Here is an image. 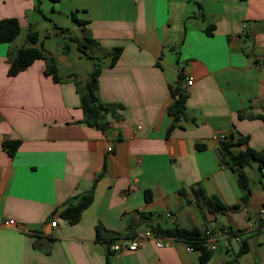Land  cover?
I'll use <instances>...</instances> for the list:
<instances>
[{
	"label": "crops",
	"instance_id": "1",
	"mask_svg": "<svg viewBox=\"0 0 264 264\" xmlns=\"http://www.w3.org/2000/svg\"><path fill=\"white\" fill-rule=\"evenodd\" d=\"M7 18L23 34L0 44V264H200L198 251L165 236L161 248L147 240L133 252L108 251L151 226L228 227L247 251L235 258L240 243L219 239L206 264H264V174L254 162L244 169L250 197L233 209L242 191L217 154L219 135L246 139L234 151H264V0H0V21ZM28 30L43 59L8 76L9 54ZM86 38L94 43L82 56L102 64L86 75L62 72L68 44ZM96 65L98 101L119 106L105 132L82 122L79 92ZM177 87L185 118L168 133ZM4 141L18 142L12 157ZM199 189L228 210L195 202ZM89 194L78 222L61 217Z\"/></svg>",
	"mask_w": 264,
	"mask_h": 264
},
{
	"label": "trees",
	"instance_id": "2",
	"mask_svg": "<svg viewBox=\"0 0 264 264\" xmlns=\"http://www.w3.org/2000/svg\"><path fill=\"white\" fill-rule=\"evenodd\" d=\"M57 0H53L56 2ZM72 19H75L72 14ZM62 31L68 33V30L63 29ZM20 33V26L16 19L7 18L0 21V44L6 43L10 44L14 42L17 36ZM68 39L70 40L69 36ZM38 40V34L35 31L28 30L25 39V45L18 47L9 54V66L7 70L8 76H15L18 73L24 71L29 67L34 61L38 59H43V53L41 49H36L28 46V44H35ZM85 42L79 43L77 41L76 49L77 51L89 58L85 53V48L87 45L94 43L93 40L86 38ZM67 48V46H66ZM121 53L120 48L112 49L110 52V62L109 65L112 66L116 63L119 55ZM46 73L52 76V79L56 82L58 81V76L56 72L55 65L52 61L46 62ZM99 74V66L96 65L92 71L88 74L87 80L85 82L84 88L79 92L80 93V102L81 109L83 112L82 122L88 127L106 131V117L114 115L115 110L119 107L116 105H105L98 101L96 96L97 90V77ZM173 103L166 108L167 114L172 117V124L168 128L167 132L178 123L180 120L185 118V99L186 93L179 87L172 89L171 91ZM246 139L237 137L233 138L232 135L228 136L226 140L219 141L217 148V154L220 159V162L225 165L227 168L231 169L237 174L238 186L242 191V197L240 198V204L232 207L237 209L239 206H245L250 197V188L249 180L244 171L252 162L258 165L259 170L264 174V151H255L250 148H246L244 151H234V148L237 145L245 144ZM3 149L6 151L8 156L12 157L16 152L18 147L17 141H4L2 143ZM180 196H183V192H179ZM195 202L203 201L211 212L224 213L228 210V207L221 203L215 196H208L202 189H199L194 192ZM150 196L146 193V200H149ZM91 195L82 196L77 202L67 204L61 211L60 215L64 218L69 224H74L79 221L82 212L90 205ZM259 222L264 225V217L259 220ZM229 229L230 233L235 231ZM150 231L156 236H165L172 238L176 241H180L186 244L193 251H198L199 262L200 264H206L212 255V251H209L202 245L204 238V232L201 233L199 229L192 228L190 230L173 228V229H161L159 226H151ZM247 251V246L242 240L240 241V248L235 256L237 258L239 255ZM232 259L227 262V264H236V260Z\"/></svg>",
	"mask_w": 264,
	"mask_h": 264
},
{
	"label": "built area",
	"instance_id": "3",
	"mask_svg": "<svg viewBox=\"0 0 264 264\" xmlns=\"http://www.w3.org/2000/svg\"><path fill=\"white\" fill-rule=\"evenodd\" d=\"M191 82L192 81L189 79L187 81V84L190 85ZM218 139L219 141H222V140L224 141L227 139V136L219 135ZM110 150L111 148H108V151ZM258 215L260 218L264 217V205L260 208ZM8 223L13 224L12 221ZM51 226L54 227L55 222H51ZM228 238H232L236 242L240 243L241 233L239 232L230 233L229 229H227L226 227L222 228L217 234H212L210 230H205L202 245L205 246L207 250L213 251L216 249L219 239H228ZM147 240H153L155 243V246L158 248H161L164 246L160 237L154 235L150 230H142V231L137 232L130 239L119 238L113 242H110L108 245V251L111 253H120L122 251L133 252L137 250L142 245V243ZM188 250L193 251L189 247H188Z\"/></svg>",
	"mask_w": 264,
	"mask_h": 264
},
{
	"label": "rangeland",
	"instance_id": "4",
	"mask_svg": "<svg viewBox=\"0 0 264 264\" xmlns=\"http://www.w3.org/2000/svg\"><path fill=\"white\" fill-rule=\"evenodd\" d=\"M68 24H70L69 21H66V26ZM22 34L23 33L18 35L16 40H19L20 38V40H22ZM66 43L68 44L69 42L66 40ZM68 45L69 47L66 51V56L68 57L65 62H60V70L62 72L76 71L79 76L86 75V73H88V71L94 64H102L101 61H98L95 58L93 60H88L85 59L82 55H79V52L76 50L74 43H69ZM86 51L87 53L91 54V49H87ZM61 57H64V55H62ZM57 60L58 59H56V61Z\"/></svg>",
	"mask_w": 264,
	"mask_h": 264
}]
</instances>
